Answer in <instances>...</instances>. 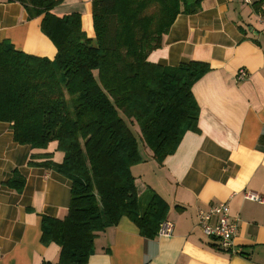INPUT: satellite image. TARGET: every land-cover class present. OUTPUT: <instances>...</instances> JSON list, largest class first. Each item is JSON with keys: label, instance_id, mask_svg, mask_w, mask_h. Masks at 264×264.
I'll list each match as a JSON object with an SVG mask.
<instances>
[{"label": "crops", "instance_id": "1", "mask_svg": "<svg viewBox=\"0 0 264 264\" xmlns=\"http://www.w3.org/2000/svg\"><path fill=\"white\" fill-rule=\"evenodd\" d=\"M257 1L202 0L200 11L179 14L161 47L149 53L148 61L165 67L190 61L210 67L192 87L198 131H187L162 163L141 143L142 161L131 167L139 195L151 190L167 204L172 231L146 238L123 217L97 234L86 264H264V4L257 10ZM52 12L79 14L82 30L95 38L92 0H59ZM40 22L28 19L21 4L0 2V43L52 60L56 47ZM240 68L249 77L237 82ZM31 153L14 142L11 124L0 122V264L58 261L59 247L40 242L41 217L67 215L71 182L29 164ZM62 159L61 152L52 157ZM14 174L24 178L21 192L6 185ZM224 201L237 222L229 252L196 224L199 210Z\"/></svg>", "mask_w": 264, "mask_h": 264}, {"label": "trees", "instance_id": "2", "mask_svg": "<svg viewBox=\"0 0 264 264\" xmlns=\"http://www.w3.org/2000/svg\"><path fill=\"white\" fill-rule=\"evenodd\" d=\"M0 2L21 4L28 19L41 17L56 47L50 60L0 43V122L11 124L14 142L31 148L29 164L71 182L67 215L41 217V244L59 247L55 264H86L97 234L123 217L155 237L168 206L151 190L137 192L131 167L142 159L132 128L158 163L187 131H198L192 87L209 65L165 67L147 58L176 17L198 13L202 0H92L94 39L79 14L52 12L59 0ZM56 152L60 163L52 160ZM24 182L14 174L6 185L21 192Z\"/></svg>", "mask_w": 264, "mask_h": 264}, {"label": "built area", "instance_id": "3", "mask_svg": "<svg viewBox=\"0 0 264 264\" xmlns=\"http://www.w3.org/2000/svg\"><path fill=\"white\" fill-rule=\"evenodd\" d=\"M249 77L245 68H240L236 74V81L241 82ZM250 200H259L254 194L247 195ZM196 224L202 234L216 241L217 249L221 252L233 250L234 237L237 232V222L230 217L228 201L220 202L208 210H199L196 214ZM172 231V225L163 222L158 230L160 235H168Z\"/></svg>", "mask_w": 264, "mask_h": 264}, {"label": "rangeland", "instance_id": "4", "mask_svg": "<svg viewBox=\"0 0 264 264\" xmlns=\"http://www.w3.org/2000/svg\"><path fill=\"white\" fill-rule=\"evenodd\" d=\"M136 126H137V125H136ZM137 128H138V126H137ZM132 130H133L134 136H135V138L137 139L139 145H141V140H140V138H139V134H138L137 131H135V130H136V127L134 126V128H132ZM138 130H139V129H138ZM136 189H137V188H136ZM137 192H138V191H137ZM138 194H139V193H138ZM142 202H143V200L141 201V205H143Z\"/></svg>", "mask_w": 264, "mask_h": 264}]
</instances>
